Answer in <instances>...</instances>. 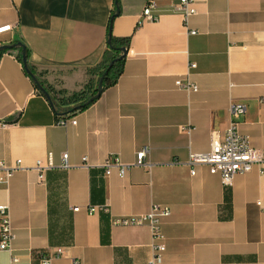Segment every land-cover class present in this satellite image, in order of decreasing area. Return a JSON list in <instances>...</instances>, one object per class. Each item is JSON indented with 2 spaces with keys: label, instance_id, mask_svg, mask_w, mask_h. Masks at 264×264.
Returning a JSON list of instances; mask_svg holds the SVG:
<instances>
[{
  "label": "crops",
  "instance_id": "crops-1",
  "mask_svg": "<svg viewBox=\"0 0 264 264\" xmlns=\"http://www.w3.org/2000/svg\"><path fill=\"white\" fill-rule=\"evenodd\" d=\"M176 1L156 0L158 18L149 21L141 20L147 0H117L110 33L129 37L123 71L91 105L68 115L75 124L56 123L64 111L35 88L16 49L0 55V161L21 166L0 183L15 234L0 264L11 254L16 264H38L40 251L57 248L58 264H147L148 227L112 226L110 218L145 213L151 204L170 211L160 264H264V164L224 185L206 165L187 163L190 152L209 151L211 131L223 135L232 103L245 106L238 132L264 148V0H195L187 26L172 10ZM113 6L0 0V26L11 25L0 46L20 42L40 79L76 92L96 78L91 69L105 50ZM178 78L197 90L179 89ZM144 146L149 167L104 173L108 156L133 163ZM37 161L48 166L43 181Z\"/></svg>",
  "mask_w": 264,
  "mask_h": 264
},
{
  "label": "built area",
  "instance_id": "built-area-1",
  "mask_svg": "<svg viewBox=\"0 0 264 264\" xmlns=\"http://www.w3.org/2000/svg\"><path fill=\"white\" fill-rule=\"evenodd\" d=\"M195 0H177L172 4V10L177 12L184 26H187L190 16L196 13ZM157 7L156 0H147L141 12V20H156L158 15L153 13ZM11 29L10 24L0 26V33L7 32ZM190 34L195 33L194 30L189 31ZM193 64L190 65L192 67ZM175 85L187 93L197 90V86L188 79L178 78ZM245 106L241 103H232L228 108L229 121L223 133L220 135L217 131H211L209 141V151L205 153L190 152L187 163L190 166L206 165L211 174H218L224 185H230L236 174L248 172L254 164H264V148H254L249 145L246 137L238 132L239 117L244 113ZM57 124H75V118L69 116H61L57 119ZM0 126H4L0 122ZM189 131V127L185 128ZM148 147L144 146L136 152L135 161L133 163L124 164L115 155L108 156L101 164L105 174L116 169L119 176H123L126 169L130 166H147L150 164L144 161L145 153ZM60 167L69 166L67 161V153L61 154ZM19 160L14 165L7 166L0 161V183L6 182L12 175L13 171L20 168ZM47 165L37 161L33 168L38 172V180L43 181V171ZM193 173V171H190ZM78 208H73L77 210ZM103 209H106L103 207ZM95 207H90L88 212H93ZM170 214L169 208L159 204H151L149 210L145 213L131 214L124 216H112L110 223L112 226H141L145 225L150 233L151 256L147 264H160L162 254L165 250L164 235L161 230V224ZM15 234L11 226L9 206L6 203L0 204V252H11ZM62 252L57 248L53 252L40 251L38 253V264H58ZM17 258L10 255L9 264H16ZM71 264H81L79 259H72Z\"/></svg>",
  "mask_w": 264,
  "mask_h": 264
},
{
  "label": "trees",
  "instance_id": "trees-1",
  "mask_svg": "<svg viewBox=\"0 0 264 264\" xmlns=\"http://www.w3.org/2000/svg\"><path fill=\"white\" fill-rule=\"evenodd\" d=\"M115 7L116 6L114 4L107 21V36L105 50L102 53L100 62L93 69H91V72L94 71L96 78L94 79L90 77L80 90L72 93H66L63 90H54V88H51L44 80L40 79V72H37L33 66L27 64L26 69L22 64L25 73L32 79V81L34 82L33 78L29 74V71L37 79L40 85L47 91L50 97L53 110L55 112H57L58 110L64 111L62 116H68L76 110H83L87 108L99 97L101 93L98 95L97 98L88 102V100L97 93L98 79L102 75L104 70H106V74L102 80L101 92L105 88L113 85L123 71L125 55L121 56V49L128 48L129 37H115L110 33L111 23L113 21V18L116 16ZM13 49L17 50L16 57L22 63L20 54L21 49L19 47L10 49H0V55L6 51H10ZM25 55L27 59L28 52L26 48ZM34 85L35 88H37L35 82Z\"/></svg>",
  "mask_w": 264,
  "mask_h": 264
},
{
  "label": "water",
  "instance_id": "water-1",
  "mask_svg": "<svg viewBox=\"0 0 264 264\" xmlns=\"http://www.w3.org/2000/svg\"><path fill=\"white\" fill-rule=\"evenodd\" d=\"M114 4H115V14L117 15L118 14V8H117V0H114ZM16 47H19L21 49V61H22V64L24 65V67L27 69V62H26V55H25V47L23 46V44H21L20 42H16L14 44H9V45H1L0 46V49H10V48H16ZM122 51V55L121 56H124L126 54V49L125 48H122L121 49ZM28 71V70H27ZM29 74L31 75V77L33 78L37 88L42 92V94L49 100L50 104H51V101H50V97H49V94L47 93V91L40 85V83L37 81V79L31 74V72L29 71ZM106 74V70L103 71L102 75L99 77L98 79V83H97V93L92 96L89 100H93L95 98L98 97V95L101 93V90H102V80L104 78Z\"/></svg>",
  "mask_w": 264,
  "mask_h": 264
}]
</instances>
